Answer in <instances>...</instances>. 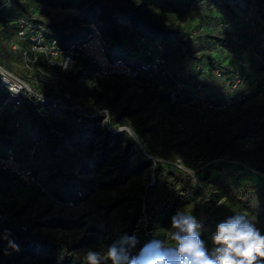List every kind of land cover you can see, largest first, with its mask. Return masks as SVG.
<instances>
[{"label": "trees", "instance_id": "trees-1", "mask_svg": "<svg viewBox=\"0 0 264 264\" xmlns=\"http://www.w3.org/2000/svg\"><path fill=\"white\" fill-rule=\"evenodd\" d=\"M11 1L12 5L6 7L0 15V66L19 78L33 77L39 80L32 86L45 96L49 95V91L42 81L54 76L57 85L63 84L62 91H68L87 110H107L112 128L127 127L115 122L118 113L113 107L97 108L87 97L78 94L79 84L94 77L91 65L85 60L64 56L60 65L45 67L42 65V54H38V62L33 61L34 53L30 44L17 38L18 27L15 21L18 17L41 26L45 39H56L61 46L85 36L89 31L88 25L94 23L107 42L110 53L133 65L140 62L133 63L131 60V57L135 60L140 57L136 54L137 36H145L149 42L157 41L164 48L162 56L167 61L169 73L177 74L181 83L192 88L203 80L204 88L212 89L211 93L206 94L203 88L206 99L232 97L234 93L229 92L223 77L232 79L247 71L240 44L226 37L200 34L197 27L162 26L155 19L147 17L142 6L135 7L128 0H53L62 8H75L80 12V17L65 16L60 21L36 17L37 4L41 0ZM240 2L242 12L255 5L261 8L258 13L264 12V0ZM195 40H198L196 47ZM222 50L225 53L220 57ZM253 50L262 59L260 69L263 71L264 40L259 39L251 53ZM18 66L27 67L29 75L25 76ZM216 71L222 77H217ZM261 78L264 81V72ZM104 81L96 78L93 82V91H96L98 98H104L108 93L107 88L100 86V82ZM215 85L218 87L213 91ZM126 86L131 85L126 82ZM147 90L158 97L163 94L168 106H181L170 103L165 92ZM241 91L240 84L235 94ZM259 91L260 87L257 89ZM158 97L155 98L156 102ZM200 125L207 126L201 141L197 140L195 132L189 131L177 142L165 140L161 147L167 159L169 157L166 154L177 146L195 148L201 145L202 153L193 159H201L203 164H207L202 168L197 165L196 172L191 175L161 162L154 164L146 156V159L141 158L134 163L133 138L126 131L108 130L102 115L77 121L68 109L44 104L37 97L26 100L21 95L13 96L0 87V153L12 149L16 159L25 164L30 152L35 159L44 160L45 176L52 186V193L47 191L55 199L65 201L78 192L82 195L81 199H84L92 188L93 174L105 175L99 188L111 190L125 184L132 176L153 169L154 179L143 189L142 202H133L135 198L125 196L107 207L106 213L109 215L120 205L125 234L140 232L150 240L157 238L171 245L170 217L178 209L191 212L197 218H204L206 230L202 238L209 248L213 246L211 236L216 225L236 214L244 215L264 234V182L258 185L241 180L248 173L264 174V105L248 114L235 132L229 130L230 122L227 120L212 126L209 123ZM133 133L140 142L143 140H140L137 131ZM260 135L263 138L253 149L244 148L245 139ZM185 156L184 152H178V157ZM245 166L255 172L246 170ZM0 186L3 190L9 186L7 175L3 173H0ZM39 196L48 199L38 189H30L23 198V204L13 203L8 208L12 222L0 224V264H87L76 244L36 232L35 223L26 225L18 218L24 211L31 209V200ZM15 204L18 205L17 210L11 213ZM20 225H25L26 230H20ZM10 244L17 245L18 250ZM132 252L135 253V250L132 249Z\"/></svg>", "mask_w": 264, "mask_h": 264}, {"label": "rangeland", "instance_id": "rangeland-1", "mask_svg": "<svg viewBox=\"0 0 264 264\" xmlns=\"http://www.w3.org/2000/svg\"><path fill=\"white\" fill-rule=\"evenodd\" d=\"M24 1V0H22ZM52 1V2H49ZM135 7L142 6L147 17L155 19L162 26L172 28L197 27L198 33L206 34L210 37H226L242 47L244 54V64L248 74L254 79H262L260 67L262 59L254 52L252 48L258 45V41L264 40V12L258 13L260 6L255 5L245 12L240 10V0H128ZM36 17H49L55 21H60L66 16V13H75L71 16L80 17V12L75 8H62L53 0H41L37 4ZM86 29V27L84 26ZM198 46V40H195L194 46ZM195 46V47H196ZM219 50V49H218ZM220 53V57L224 56ZM219 53V52H218ZM145 56H140L137 60L131 57L133 63L143 61ZM21 72L27 76L30 70L22 66ZM96 78L92 77L88 82H82L78 86L79 96H84L97 108L113 107L118 113L115 119L117 124L127 125L130 132L137 131L141 136L139 141L141 147L135 142L132 160L137 163L141 158L146 159L145 153L153 156L156 161L164 159L161 152L162 144L165 140L177 142L189 131L197 135V140L201 141L205 135L207 126L200 125L194 121V114L190 110L181 106H168L163 94L152 93L149 90L138 91L132 86L131 81L120 78H108L100 82V86L107 88V95L104 98H98L96 91H93V82ZM203 81V80H201ZM126 82L131 86H126ZM204 82V81H203ZM116 85V86H115ZM242 90L247 89V83L243 82ZM126 86L127 88L123 87ZM217 85L214 90H217ZM212 89H205L206 94L211 93ZM157 102L155 98H157ZM163 98V99H162ZM264 103V97L259 95L250 98L240 107L227 111L216 121L208 122L210 126L218 124L224 120L230 122L229 130L237 131L244 118L248 114L261 108ZM133 130V131H132ZM128 135L131 134L126 131ZM132 137V136H131ZM133 138V137H132ZM262 135L247 138L243 141L245 149H253L261 140ZM178 152H184L185 157H179L186 167L192 165L191 160L197 154L202 153L201 145L198 147H186L182 145L176 147L170 153L166 154L169 158L178 157ZM27 166L36 169L39 173L45 187L52 193V186L47 182L45 176L44 160L35 159L33 154L29 153ZM92 188L84 199L79 201L75 207H67L54 201L37 197L31 200V209L24 211L18 218L26 225L35 223L36 232L47 235L50 238H59L70 244H76L77 250L82 257H85L89 249L103 252L107 245L125 235L123 232V222L121 218L120 205L116 206L108 215L107 207L112 205L116 199L121 197L135 198V201L142 202L143 189L151 182L150 169L142 172L140 175L132 176L125 184L111 190L99 188V183L106 176L102 174H93ZM241 180L244 183L262 185L264 174L252 173L243 176ZM247 184V185H248ZM29 199V198H28ZM24 202H22L23 204ZM18 205H14L11 213H15ZM143 209V205H142ZM139 239L134 249L135 252L148 241L149 238L140 232L134 233ZM142 236L146 238H141ZM146 239V240H145Z\"/></svg>", "mask_w": 264, "mask_h": 264}, {"label": "built area", "instance_id": "built-area-1", "mask_svg": "<svg viewBox=\"0 0 264 264\" xmlns=\"http://www.w3.org/2000/svg\"><path fill=\"white\" fill-rule=\"evenodd\" d=\"M12 5L11 0H0V15L6 7ZM17 25V38L22 42L30 44V49L34 53L33 61L38 62V54L44 55L42 65L50 67L51 65H60L61 58L66 56L72 59L85 60L93 69V76L99 79H108L111 77L123 78L131 81L132 86L138 91L151 89L153 91L165 92L170 103H177L184 108L193 111L194 121L198 124H207L210 121H216L227 111L240 107L250 98L264 95V81L262 79L254 80L247 71L242 76H234L232 79L223 77L229 92L234 93L232 97H226L222 100L206 99L204 97V82L200 81L194 88L188 87L181 83L177 74L169 73L167 61L162 56L163 46L157 41L149 42L145 36L136 38V54L145 56L143 61L133 65L122 57L114 56L110 53L108 44L103 38L100 30L94 23L88 25L89 31L85 36L75 39L66 46H61L56 39L47 41L43 35V28L30 24L24 17H18L15 21ZM14 49L16 46L13 47ZM217 77H222L219 71L215 72ZM52 78V79H51ZM46 78L42 82L49 91V95L39 94L32 86L39 80L33 77L22 79L14 73L0 66V87L8 91L13 96L21 95L22 98L30 100L31 97H37L44 104H51L52 107H61L68 109L76 116L77 121L83 118H93L102 115L104 125L112 132L128 131L135 142L141 144L130 130L125 126L112 128L109 123V113L105 109L89 111L84 105L75 101L68 91H62L63 84H56L55 77ZM247 83V89L241 92L235 91L240 84ZM258 87L260 91L257 92ZM186 90H189V92ZM264 105V103H263ZM145 156L152 159L153 163L161 162L164 165L172 166L185 173L193 175L196 172V166L202 168L207 163H202L201 159H192L190 167H186L178 157L175 159L157 160L145 153ZM246 170L255 172L254 169L247 166ZM0 173L7 175L9 186L3 190L0 186V224L12 222L8 213V208L13 203L23 201L24 196L30 189H38L46 195L48 199L55 203L67 207H75L81 201V193L76 196L60 201L48 194L40 175L33 168L16 159L12 149H7L0 153ZM154 179L153 169L151 171V180ZM204 223V218L199 217ZM20 230H26L25 225L19 226Z\"/></svg>", "mask_w": 264, "mask_h": 264}, {"label": "clouds", "instance_id": "clouds-1", "mask_svg": "<svg viewBox=\"0 0 264 264\" xmlns=\"http://www.w3.org/2000/svg\"><path fill=\"white\" fill-rule=\"evenodd\" d=\"M170 239L152 238L139 251L136 234L123 235L107 245L106 249H89L87 264H264V234L244 215L227 217L216 225L208 247L202 238L206 230L201 219L191 212L178 209L170 217ZM18 250V246L10 244Z\"/></svg>", "mask_w": 264, "mask_h": 264}, {"label": "crops", "instance_id": "crops-1", "mask_svg": "<svg viewBox=\"0 0 264 264\" xmlns=\"http://www.w3.org/2000/svg\"><path fill=\"white\" fill-rule=\"evenodd\" d=\"M72 14H75V13H66V16H71ZM63 18H61L60 20H62ZM18 68L21 69L20 66H18Z\"/></svg>", "mask_w": 264, "mask_h": 264}]
</instances>
